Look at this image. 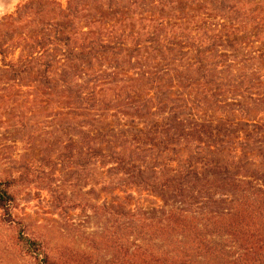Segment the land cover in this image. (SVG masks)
<instances>
[{
    "label": "trees",
    "instance_id": "16d2710c",
    "mask_svg": "<svg viewBox=\"0 0 264 264\" xmlns=\"http://www.w3.org/2000/svg\"><path fill=\"white\" fill-rule=\"evenodd\" d=\"M196 33L167 43L157 29L143 43L105 28L61 35L63 59L88 61L78 72L61 63L55 80L50 64L7 60L0 44L2 71L36 70L61 96V168L92 181L88 206L107 223L94 245L111 264H264V47L238 29ZM16 180L0 179L13 245L34 264H58L13 217ZM72 202L61 190L66 211ZM89 253L61 254V264L91 263Z\"/></svg>",
    "mask_w": 264,
    "mask_h": 264
},
{
    "label": "rangeland",
    "instance_id": "374dc122",
    "mask_svg": "<svg viewBox=\"0 0 264 264\" xmlns=\"http://www.w3.org/2000/svg\"><path fill=\"white\" fill-rule=\"evenodd\" d=\"M102 28L110 35L137 34L142 43L156 29L162 31L164 43L181 31L200 35L238 29L239 39L264 47V0H0V44L6 59H39L50 64L48 74L54 80L65 75L66 66L78 72L88 61L63 59L61 35L77 38ZM124 39L131 43L127 36ZM61 63L66 65L63 72ZM1 68L0 179H17L11 188L16 198L13 217L48 245L58 264L61 254L71 258L82 250L90 252L88 264H111V253L94 245L107 223L88 206L98 201L94 194H84L94 187L92 181L78 182L61 168V124L66 123L61 96L44 86L36 70L14 76ZM71 121L78 125L75 118ZM61 190L73 201L67 211L61 205ZM102 198L109 196L101 194ZM80 199L87 206H77ZM14 235L0 213V264H34L15 248Z\"/></svg>",
    "mask_w": 264,
    "mask_h": 264
}]
</instances>
